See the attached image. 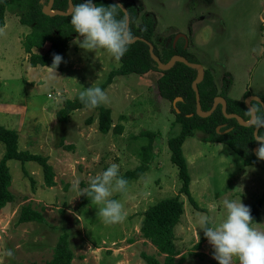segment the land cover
<instances>
[{"label": "rangeland", "instance_id": "374dc122", "mask_svg": "<svg viewBox=\"0 0 264 264\" xmlns=\"http://www.w3.org/2000/svg\"><path fill=\"white\" fill-rule=\"evenodd\" d=\"M120 1L155 14L158 40L185 34L189 52L212 73L219 91L230 82L227 95L233 99L245 102L246 92L264 95V0ZM22 13L16 6L8 9L0 27V126L18 132L20 150L48 158L55 185H45L37 163L24 165L32 184L21 162L8 161L14 202L0 211V264H47L64 230L70 236L72 264H147L143 254L163 263L166 255L142 236L140 227L144 211L174 196L184 208L175 228V262H217L207 240L200 243V222L218 224L224 216V199H240L249 209L258 203L264 195L263 164L245 166L227 145L207 143L204 133L196 131L182 145L191 196L198 204L194 207L180 193L182 182L171 161L168 140L181 129L174 124L173 112L179 100L170 102L159 95L161 73L116 77L104 90L109 102L103 106L111 109L112 127L121 125L122 134L113 129L101 133L99 112L93 108L74 111L60 121L58 112L65 102L74 100L83 88L103 84L120 61L100 49H81L82 38L77 35L69 42L63 70H55L56 76L50 78L53 69L29 63L23 39L31 27L21 23ZM90 117L92 124L87 123ZM217 128L218 133H228L223 126ZM144 130L155 135L148 170L138 180L128 181L126 191L112 194L121 202L125 218L104 225L94 205H81V192H87L91 178L111 163L118 165L122 176L142 165L141 148L148 143V138L140 137ZM4 153L0 143V159ZM27 205L42 212L46 222L18 223L21 208ZM260 215L252 227L264 231V202ZM6 249L13 250L14 258L5 256Z\"/></svg>", "mask_w": 264, "mask_h": 264}, {"label": "trees", "instance_id": "16d2710c", "mask_svg": "<svg viewBox=\"0 0 264 264\" xmlns=\"http://www.w3.org/2000/svg\"><path fill=\"white\" fill-rule=\"evenodd\" d=\"M72 1L73 5L84 2V0ZM48 2L49 0H0V27H3L5 24L6 11L15 6L19 8L23 12L20 18L21 23L31 27L30 33L23 39V48L26 54H28L30 65L32 67L42 66L50 68L52 55L60 54L62 61L55 70L62 71L69 42L77 34L73 32L72 26L69 23L70 14L65 16L44 14V6ZM93 3L97 6L103 5L105 7L116 5L112 0H93ZM124 5L130 17L129 30L134 39H139L128 45V50L119 60V68L110 72L107 80L99 87L104 91L116 77L157 71L161 73L157 81L159 95L170 102H173L178 97L182 98L176 105L179 112L173 110L175 114L174 124H179L181 129L178 134L168 140L171 161L178 168V175L182 182L180 193L189 198L191 205L198 207V204L191 196V178L186 160L182 154L183 143L187 138L194 136L196 131L204 133L203 141L207 143L227 145L231 151H234L242 158L245 166H254L258 162H261L264 170V160H259L256 157L254 149L259 147V143L255 139L251 126H242L235 118H226L222 113V106L220 104L211 115L205 118L197 115L196 97L192 88L193 81L197 76L196 70L184 63L176 62L170 69L162 71L158 69V64L151 58L148 43L153 45L155 55L164 64H167L174 56H182L190 63L200 64L194 55L184 48L183 39L176 44L173 41L174 36L161 41L158 40L156 37L157 19L155 14L150 12L142 13V7L132 2L124 3ZM68 7L69 0H54L53 10L67 12ZM122 17L125 18V14L117 7L116 18L120 19ZM46 44L49 47L47 50H44ZM229 86L230 82L224 85L223 91H219L212 73L208 69H205L204 79L198 85L202 110L204 112L210 111L215 98L222 97L226 101L227 114L239 115L247 121L248 115L246 110L248 107L244 101L233 99L227 95ZM250 95V92H246L245 94L247 97ZM258 97L261 99V103L252 101L251 105L257 108L259 112L260 110H264V95ZM86 108L80 102L77 95L74 100H67L65 102L64 108L58 112V119L65 121L72 112ZM93 109L99 112L98 127L101 133L107 134L113 129L115 133L122 134L123 127L121 125L112 127L110 108L99 105ZM93 122L94 119L92 117L87 120L89 124ZM218 126L224 127L222 131L227 129H231V131L228 133H218ZM260 131L261 134H264V129H259L258 135ZM140 137L148 138V143L141 148L143 164L135 170H129L124 174L123 177L127 181L138 180L148 170L147 164L154 155L153 145L155 135L144 130L140 133ZM0 143L5 146V153L0 159V211L9 203L14 202V195L10 191L12 186V176L8 167V161L10 160L21 162L25 176H28L27 171L24 169L25 163H37L42 168L45 185L48 187L55 185L54 171L49 164L48 158L33 154L29 150H20L19 134L16 130L0 126ZM29 178L33 184L34 180L31 177ZM263 202L264 195L258 203L251 207V226L260 221V208ZM80 203L81 205L91 203L90 197L83 195ZM183 213V202L179 196L160 200L144 211L140 232L157 249L159 254L166 255L164 262L160 263L155 257L143 254V258L147 264H181V261L179 263L175 262V257L178 255L175 248V228L179 224ZM28 222L45 223L46 220L42 212L27 205L21 208L18 223ZM69 237L67 231L64 230L61 233L54 248L53 257L47 264H72L74 255L70 247ZM205 240L206 238L203 235L200 243H203ZM212 264H217V262Z\"/></svg>", "mask_w": 264, "mask_h": 264}, {"label": "clouds", "instance_id": "9594fccd", "mask_svg": "<svg viewBox=\"0 0 264 264\" xmlns=\"http://www.w3.org/2000/svg\"><path fill=\"white\" fill-rule=\"evenodd\" d=\"M118 5L97 6L93 0H84L76 3L70 11L69 23L73 32L79 37L78 45L85 51L100 49L105 51L114 61H119L128 50V45L134 36L128 28L126 18H116ZM60 54L52 55L50 68L51 76L61 63ZM78 99L87 108H96L107 105L108 97L99 86L83 88L78 93ZM247 124L253 128L264 129V110L258 112L257 108L250 105L246 110ZM253 134V133H252ZM259 143L256 157L264 160V134L259 132L255 137ZM128 181L119 173L116 163L109 164L105 169L91 178L87 192L81 194L90 197V202L97 208L96 217L104 225H114L124 220L125 215L119 200L113 199L112 194L126 191ZM224 216L218 224H213L207 219L201 220L203 235L212 246V258L217 264H264V231H258L251 226L252 218L248 206L241 200L224 199L221 201ZM8 258H14L12 249L4 252Z\"/></svg>", "mask_w": 264, "mask_h": 264}, {"label": "water", "instance_id": "95a60500", "mask_svg": "<svg viewBox=\"0 0 264 264\" xmlns=\"http://www.w3.org/2000/svg\"><path fill=\"white\" fill-rule=\"evenodd\" d=\"M116 5L119 6V8L123 11V13L125 14V18L127 19V23H128V28L130 26V17L128 15V11L124 5L123 2H121L120 0H112ZM53 4H54V0H49L48 4L46 6H44V14L46 15H62V16H65V15H69L70 14V11H71V8L73 6V1L72 0H69V7H68V10L67 12H62V11H58V10H53ZM182 36L184 38H186L185 35L183 34H179L175 37V40H174V43L178 40V38ZM139 38H136L134 39L133 41L135 40H138ZM132 41V42H133ZM149 44V52H150V55H151V58L158 64V69L159 70H162V71H165V70H168L170 69L176 62H181V63H184L185 65H187L188 67L194 69L197 71V76H196V79L193 81V84H192V88L195 92V97H196V113L198 116L200 117H207L209 115H211L215 110L216 108L218 107V105L220 104L222 106V113L224 114V116L226 118H235L238 123L242 126H247L249 127V125L247 124V121H245L242 117H240L239 115H236V114H227V111H226V101L224 98L222 97H217L215 98L214 100V103H213V106L211 108L210 111L208 112H204L202 110V107H201V98H200V93H199V90H198V85L202 82V80L204 79V76H205V68L201 65V64H193V63H190L186 58L182 57V56H174L171 58V60L167 63V64H164L160 61V59L155 55L154 53V47L152 44L148 43ZM177 100L181 101L182 98L178 97L174 100V102H176ZM250 101H257V102H260L261 103V99L259 97H256V96H249V98L247 97V99L245 100V104L246 106L249 108L250 105H251V102ZM177 112H179L178 109H176ZM218 130V128H217ZM231 131V129H228L226 132H229ZM258 131L259 129L257 130H254V136H258ZM258 148H255V152Z\"/></svg>", "mask_w": 264, "mask_h": 264}, {"label": "flooded vegetation", "instance_id": "af4514ba", "mask_svg": "<svg viewBox=\"0 0 264 264\" xmlns=\"http://www.w3.org/2000/svg\"><path fill=\"white\" fill-rule=\"evenodd\" d=\"M151 13V12H150ZM179 34H183V33H179ZM179 34H176L175 36H174V40H175V37L177 36V35H179ZM183 35H185V34H183ZM186 36V35H185ZM183 39V41H184V48L185 49H187L188 51H189V39H188V37L186 36V38H184V37H182V36H180L179 38H178V40L179 39ZM180 39V40H181ZM173 40V41H174ZM177 42H179V41H176L174 44H176ZM160 49H161V47H160Z\"/></svg>", "mask_w": 264, "mask_h": 264}]
</instances>
